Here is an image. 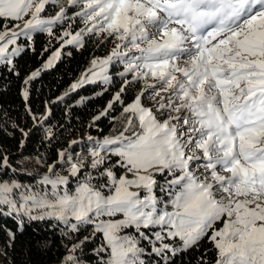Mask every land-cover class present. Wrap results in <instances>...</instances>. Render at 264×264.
<instances>
[{
    "label": "snow or ice",
    "instance_id": "obj_1",
    "mask_svg": "<svg viewBox=\"0 0 264 264\" xmlns=\"http://www.w3.org/2000/svg\"><path fill=\"white\" fill-rule=\"evenodd\" d=\"M49 6L58 8L54 15L46 14ZM0 21V65L10 69L30 46L20 44L21 37L30 42L33 33H46L59 42L23 81L25 101L27 85L52 69L67 46L82 48L93 36L113 47L94 57L64 95L98 81L109 84L112 62L123 65L120 76L131 77L93 122L108 115L127 86L143 81L122 108L123 129L88 137L85 159L105 183L94 184L92 172L79 178L84 159L73 162L67 150H58L69 175H51L57 162L45 165L37 157L47 172L36 190L0 182L6 214L54 218L68 237L92 226V236H103L94 251L108 253L104 264H146L142 241L168 261L205 237L216 250L214 264H264V0H0ZM2 163L8 167L7 156ZM116 167L124 169L119 177ZM157 175L165 177L162 183ZM69 176L78 179L74 190L64 187ZM89 239L68 247L61 264H80L76 251Z\"/></svg>",
    "mask_w": 264,
    "mask_h": 264
},
{
    "label": "trees",
    "instance_id": "obj_2",
    "mask_svg": "<svg viewBox=\"0 0 264 264\" xmlns=\"http://www.w3.org/2000/svg\"><path fill=\"white\" fill-rule=\"evenodd\" d=\"M57 10L49 6L46 14L54 15ZM79 27L76 23L73 31ZM54 31L59 35L61 27L57 26ZM23 41L30 46H26L21 55L14 57V67L10 69L7 65H0V182L28 178L16 167L17 161L27 156L40 157L47 163L57 162L55 167L67 166L66 162L59 161L58 150H67L73 156V162L84 159L86 167L85 157L91 146L88 137L102 139L121 131L127 120V116H121L122 108L141 89V81L127 86L121 100L114 104L108 115L95 122L93 117L105 109L113 95L124 85L126 78L119 75L122 72L121 66H111L112 77L107 87L90 83L64 95L69 85L90 67L94 57L107 56L113 47L111 40L93 36L85 40L82 48L67 46L60 61L52 69L42 71L39 77L27 85L29 96L25 101L21 95V89L25 87L23 81L32 71L41 67L51 52L59 47V42L46 33H34L30 42ZM46 48L50 50L45 52ZM27 109H31L37 120L32 118ZM41 117L46 118L40 120ZM13 124L18 128H14ZM19 129L27 132V137ZM49 130L52 132L51 137L48 136ZM71 141L77 143L70 145ZM4 156L8 157L7 168L2 163ZM116 159L112 157V164H115ZM114 171L119 177L124 169L116 167ZM72 179L71 190L77 183ZM156 179L162 183L165 177L157 175ZM95 184L99 185L100 182ZM156 194H160L158 188ZM6 213L5 207H0V245L5 250L7 264H61L67 248L83 241L86 236L90 239L76 251L80 264H104L107 259L106 252L94 251L104 241L102 233L92 236L93 228L90 225L83 226L79 232L71 233L68 237L63 235L67 231L66 226L54 219L30 220ZM221 226L222 221L214 227ZM9 231L15 234L14 240L10 239ZM216 258L212 242L205 237L195 247L171 256L168 261L159 258L149 264H214Z\"/></svg>",
    "mask_w": 264,
    "mask_h": 264
},
{
    "label": "rangeland",
    "instance_id": "obj_3",
    "mask_svg": "<svg viewBox=\"0 0 264 264\" xmlns=\"http://www.w3.org/2000/svg\"><path fill=\"white\" fill-rule=\"evenodd\" d=\"M72 10H76V9H72ZM77 25L80 26V23L79 21L76 22ZM68 25L67 24H64L63 27H67ZM74 30V27L73 29ZM34 35V33H33ZM23 40H26L25 38L21 37L19 39V43L22 44V45H25L24 41ZM58 42V41H57ZM56 50V49H55ZM53 50V51H55ZM52 53V52H51ZM51 55V54H50ZM105 57V56H104ZM111 66H114V67H117V66H121L122 68V71H123V65L119 62H112L109 67H108V75L110 76V78L112 77L111 76V73H112V69H111ZM128 77V76H127ZM127 77H124V78H127ZM130 77V76H129ZM131 78V77H130ZM98 84H100L101 86H108L109 84H105V83H102V82H96ZM141 83V87L143 85V81L140 82ZM141 90V89H140ZM140 90L137 92V94L140 92ZM142 102L144 103L145 106H150L151 105V100L148 99L147 97H144L142 98ZM44 161V164L45 165H48V164H53V163H47L45 160ZM87 165L86 167H84L83 169H81L82 173L80 172L78 174L79 178H83L88 172H92L93 176L96 177V179L93 180V183H105L106 181L105 180H102L98 177L97 173L95 172V170H92L88 167L89 163H90V160L87 159ZM17 169L28 176V178H25L24 180H18V179H14L15 181H17L18 183L22 184V185H30L32 186L33 190H36V187H37V182L38 180L40 179V177L42 176V174L46 173L47 172V167L46 166H41L40 164L37 163V157L35 156H27L25 158H20L18 161H17ZM68 168H69V165H64V166H59V167H55L54 169V173H52L51 175H55V173H59L60 175H69L68 173ZM72 178H74L77 182H78V179L76 177H71L69 176V183L64 186L66 187L67 189L71 190V186H70V182L71 180H73ZM129 178H131V174H129ZM71 179V180H70ZM12 181V180H11ZM10 182V181H9ZM77 184V183H76ZM76 186V185H75ZM41 188L43 187H47L50 189V185L49 186H43L41 185L40 186ZM75 187L72 189L74 190ZM5 211L7 212V208L5 207ZM34 214H38V213H34ZM11 215H16L15 213H12ZM17 216V215H16ZM22 216V215H21ZM26 217V216H24ZM27 218V217H26ZM116 218H120V217H116ZM45 219H54V218H48L46 217ZM55 220V219H54ZM57 221V220H56ZM59 222V221H58ZM71 222H75L74 220L71 221ZM61 223V222H60ZM63 224V223H61ZM64 225V224H63ZM128 232H134L133 229H128L126 230ZM146 231H154V229H150V230H146ZM141 247H144L146 249L145 253L142 255V258L145 260L146 264H149V263H152V261H155L161 257H158L156 256L155 254H153L151 252V247L150 245L145 242V241H142L141 242ZM107 256H108V253H107ZM0 264H7V261H6V253H5V250L3 249V247L0 245Z\"/></svg>",
    "mask_w": 264,
    "mask_h": 264
}]
</instances>
